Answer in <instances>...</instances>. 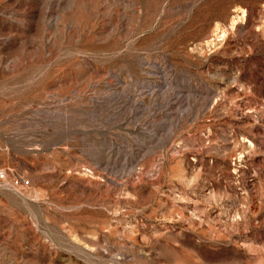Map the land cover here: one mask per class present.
Instances as JSON below:
<instances>
[{"label":"rangeland","instance_id":"obj_1","mask_svg":"<svg viewBox=\"0 0 264 264\" xmlns=\"http://www.w3.org/2000/svg\"><path fill=\"white\" fill-rule=\"evenodd\" d=\"M0 173V264H264V0H0Z\"/></svg>","mask_w":264,"mask_h":264},{"label":"built area","instance_id":"obj_2","mask_svg":"<svg viewBox=\"0 0 264 264\" xmlns=\"http://www.w3.org/2000/svg\"><path fill=\"white\" fill-rule=\"evenodd\" d=\"M2 178H4V174L3 173H0V179H2ZM19 183V181H16V184H18ZM20 183L23 185V184H28V181H20Z\"/></svg>","mask_w":264,"mask_h":264}]
</instances>
